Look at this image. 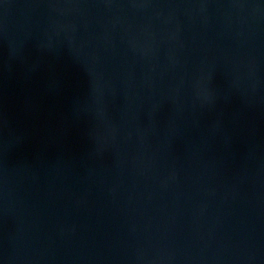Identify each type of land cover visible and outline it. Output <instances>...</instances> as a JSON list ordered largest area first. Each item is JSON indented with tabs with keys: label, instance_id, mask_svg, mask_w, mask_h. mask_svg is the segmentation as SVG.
<instances>
[{
	"label": "water",
	"instance_id": "95a60500",
	"mask_svg": "<svg viewBox=\"0 0 264 264\" xmlns=\"http://www.w3.org/2000/svg\"><path fill=\"white\" fill-rule=\"evenodd\" d=\"M0 264H264V0H0Z\"/></svg>",
	"mask_w": 264,
	"mask_h": 264
}]
</instances>
